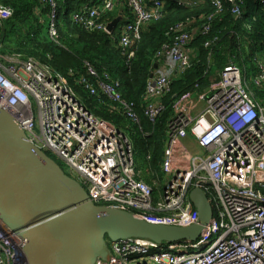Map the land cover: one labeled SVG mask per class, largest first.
<instances>
[{
	"label": "built area",
	"instance_id": "built-area-1",
	"mask_svg": "<svg viewBox=\"0 0 264 264\" xmlns=\"http://www.w3.org/2000/svg\"><path fill=\"white\" fill-rule=\"evenodd\" d=\"M175 1L192 7L204 0ZM254 1L264 5V0ZM38 2L48 5V29L57 41L59 0ZM165 3L102 0L99 5H84L72 19L89 30L110 34L108 24L114 18L104 15L126 6L131 15L121 13L123 18L114 30L132 58L145 26L161 17ZM211 3L216 8L213 14L232 4L233 15H243L244 0ZM13 13V8L0 4V28ZM213 14L203 17L205 22L197 30L189 27L190 21L177 23L175 41L156 53L158 66L153 63L143 96L144 114L152 122L164 111L162 98L173 79L192 63L189 43L199 29L203 33L211 29ZM210 45L211 41L205 42L206 47ZM257 64L258 70L248 74L228 61L219 80L175 103L162 162L165 180L158 191L137 177L135 151L127 133L91 112L68 77L46 64L19 53L0 54V107L11 113L34 145L51 150L70 166L96 204L128 210L153 224L190 226L199 218L191 190L200 187L207 194L213 216L196 240L111 242V258L98 259L96 264H264V104L253 87L264 85V57ZM85 67L86 73L76 82L91 95L103 93L126 118L141 126L135 102L120 92L121 82L107 73L101 75L91 62L86 61ZM189 136L201 150L185 148L183 141ZM22 249V238L0 223V264H29L20 254Z\"/></svg>",
	"mask_w": 264,
	"mask_h": 264
},
{
	"label": "trees",
	"instance_id": "trees-1",
	"mask_svg": "<svg viewBox=\"0 0 264 264\" xmlns=\"http://www.w3.org/2000/svg\"><path fill=\"white\" fill-rule=\"evenodd\" d=\"M165 8L158 20L147 23L141 38L128 53L120 45L117 31L89 30L72 19V14L84 5H99L102 0H59V38L54 41L48 29V5L38 0H0V4L13 8V16L0 28L2 46L0 54L19 53L23 58H34L51 69L68 77L83 104L95 115L111 121L129 136L135 151L137 177L154 187L162 188L165 176L162 162L167 142V125L174 113L175 103L188 93L202 91L211 82L219 80L220 72L228 61H233L248 74L258 70L257 61L264 57V5L254 0H244L243 15L236 18L232 4L217 14L211 0L187 6L175 0H165ZM227 3V2H226ZM119 10V9H118ZM117 10V11H118ZM123 15L131 12L122 6ZM117 11L108 12L105 19L116 17ZM213 14L211 29H200L189 43L194 58L185 72L175 77L171 89L162 98L164 111L152 122L145 116L143 96L151 76L155 57L166 44H172L177 33L174 26L190 21L189 27L197 30L205 22L206 15ZM211 41L206 47L205 42ZM91 62L98 72L109 74L121 82L123 97L133 100L141 114V126L126 118L103 93L91 95L76 79L86 73L85 62ZM259 101L264 104V85H254ZM56 160V159H55Z\"/></svg>",
	"mask_w": 264,
	"mask_h": 264
},
{
	"label": "water",
	"instance_id": "water-1",
	"mask_svg": "<svg viewBox=\"0 0 264 264\" xmlns=\"http://www.w3.org/2000/svg\"><path fill=\"white\" fill-rule=\"evenodd\" d=\"M122 18L116 16L108 30ZM190 200L199 213L190 226L153 224L128 210L96 204L0 107V223L22 238L20 254L29 264H96L111 258V242L130 238L194 241L211 221L213 206L200 187L191 190Z\"/></svg>",
	"mask_w": 264,
	"mask_h": 264
},
{
	"label": "rangeland",
	"instance_id": "rangeland-1",
	"mask_svg": "<svg viewBox=\"0 0 264 264\" xmlns=\"http://www.w3.org/2000/svg\"><path fill=\"white\" fill-rule=\"evenodd\" d=\"M203 18V17H202ZM204 19V18H203ZM27 59V58H26ZM35 60V59H34ZM36 61L37 62H39L40 64H42V65H45L44 63H41L39 60H37L36 59ZM45 66H47V65H45ZM194 93V92H193ZM176 113V106H174V113H173V115L172 116H174V114ZM167 129H168V127H167ZM35 132H39V128H38V126L35 128ZM167 139H168V131H167ZM201 149V148H200ZM51 157H53L54 159H56L60 164H61V166H62V168H63V170L68 174V175H70V176H73V177H75L76 178V176H77V174L76 173H73V172H71V168H70V166L65 162V161H63V160H61L60 158H58L57 157V155H55L51 150H49V149H44ZM191 151H195V150H191ZM164 182L162 181V184H163ZM94 264V263H93Z\"/></svg>",
	"mask_w": 264,
	"mask_h": 264
},
{
	"label": "crops",
	"instance_id": "crops-1",
	"mask_svg": "<svg viewBox=\"0 0 264 264\" xmlns=\"http://www.w3.org/2000/svg\"><path fill=\"white\" fill-rule=\"evenodd\" d=\"M121 13L123 14L122 7H120L119 13H117L116 16H118ZM197 103H198V108L202 107V103L199 100L197 101ZM183 144L185 148L188 150H195V152H198L199 150H201L199 146L197 145L195 139L191 136L187 137L185 141H183Z\"/></svg>",
	"mask_w": 264,
	"mask_h": 264
}]
</instances>
